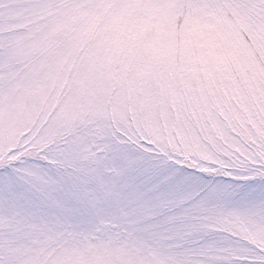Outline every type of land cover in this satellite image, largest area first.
<instances>
[{
	"label": "snow or ice",
	"instance_id": "1",
	"mask_svg": "<svg viewBox=\"0 0 264 264\" xmlns=\"http://www.w3.org/2000/svg\"><path fill=\"white\" fill-rule=\"evenodd\" d=\"M0 264H264V0H0Z\"/></svg>",
	"mask_w": 264,
	"mask_h": 264
}]
</instances>
